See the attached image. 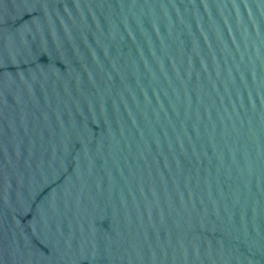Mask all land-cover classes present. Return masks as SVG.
I'll return each instance as SVG.
<instances>
[{"label": "water", "instance_id": "95a60500", "mask_svg": "<svg viewBox=\"0 0 264 264\" xmlns=\"http://www.w3.org/2000/svg\"><path fill=\"white\" fill-rule=\"evenodd\" d=\"M0 264H264V0H0Z\"/></svg>", "mask_w": 264, "mask_h": 264}]
</instances>
